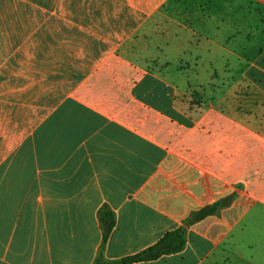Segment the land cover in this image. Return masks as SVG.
Segmentation results:
<instances>
[{"label": "crops", "instance_id": "1", "mask_svg": "<svg viewBox=\"0 0 264 264\" xmlns=\"http://www.w3.org/2000/svg\"><path fill=\"white\" fill-rule=\"evenodd\" d=\"M260 13L0 0V264H124L230 197L183 251L132 264H264Z\"/></svg>", "mask_w": 264, "mask_h": 264}, {"label": "trees", "instance_id": "2", "mask_svg": "<svg viewBox=\"0 0 264 264\" xmlns=\"http://www.w3.org/2000/svg\"><path fill=\"white\" fill-rule=\"evenodd\" d=\"M232 200L233 197H230L217 204L207 206L198 212H193L184 223V226L166 234L165 237L162 238L155 246L136 256L126 258L122 260L121 263L132 264L139 262L156 261L163 256L183 251L186 245V235L188 228L211 215L217 214L222 207H226L227 205H229ZM113 225V222H108L105 240H107L109 233L113 228ZM96 264H105V262L102 258H100Z\"/></svg>", "mask_w": 264, "mask_h": 264}, {"label": "rangeland", "instance_id": "3", "mask_svg": "<svg viewBox=\"0 0 264 264\" xmlns=\"http://www.w3.org/2000/svg\"><path fill=\"white\" fill-rule=\"evenodd\" d=\"M251 5H252V9H253V8H255V9H256V7H255V5H254L253 3H251ZM260 15L262 16V18H261V19H263V18H264V14L260 13Z\"/></svg>", "mask_w": 264, "mask_h": 264}]
</instances>
